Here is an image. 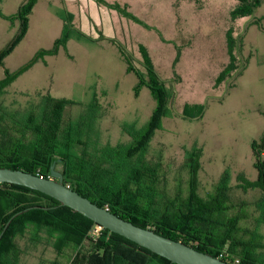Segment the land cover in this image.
<instances>
[{
	"label": "rangeland",
	"instance_id": "1",
	"mask_svg": "<svg viewBox=\"0 0 264 264\" xmlns=\"http://www.w3.org/2000/svg\"><path fill=\"white\" fill-rule=\"evenodd\" d=\"M24 1L1 0V11L13 16ZM107 1L128 4L129 11L142 20L139 25L110 12L116 40L142 74L141 79L127 73L125 61L111 47L71 41L67 51L74 61L62 51L46 64H36L4 91L0 116L10 124L14 118L22 121L26 113L42 110L49 96L71 103L61 120L63 132L80 135L89 153H101L107 145H129L147 128L157 108L147 85L136 91L140 81L149 82L138 48L143 44L170 92L166 112L149 139L144 159L158 171L161 193L169 198L178 192L188 195L187 153L197 149L201 152L200 197L215 194L227 174L231 211L235 209L232 213L239 214V207L245 209L240 237L248 239L258 233L264 244V224L258 223L263 193L259 189L245 192L238 182L240 175L250 181L259 176L253 144L264 138V1L253 15L235 20L231 13L239 0ZM60 11L58 0H43L35 8L26 35L5 59L9 72L21 69L39 51L53 48L62 34V22L56 17ZM20 29L19 21L0 18V51L16 41ZM229 31L236 42L239 69L216 85L229 63ZM4 78L0 69V80ZM55 171L62 168L55 166ZM19 244L21 264H69L72 256H85V250L58 254L46 241L34 246L20 239Z\"/></svg>",
	"mask_w": 264,
	"mask_h": 264
},
{
	"label": "trees",
	"instance_id": "2",
	"mask_svg": "<svg viewBox=\"0 0 264 264\" xmlns=\"http://www.w3.org/2000/svg\"><path fill=\"white\" fill-rule=\"evenodd\" d=\"M39 0H26L17 14L6 16L0 8V18L19 21L20 34L0 51V69L5 78L0 80V97L20 76L47 57L56 56L61 50L67 51L70 30L66 26L62 36L50 50H41L25 66L11 73L5 68V59L16 44L26 35L29 17ZM264 0H239L231 13L233 20L253 15ZM1 2V0H0ZM229 63L216 79L220 85L237 72L236 42L227 33ZM143 64L149 82L140 81L136 91L147 85L157 100V108L145 130L136 135L127 146L107 145L101 153H89L80 135L74 137L63 132L62 117L70 106L66 100L47 97L42 110H34L8 123L0 116V168L20 170L45 178L52 177V166L62 168L64 185L88 198L99 207L108 209L119 218L155 233L182 242L194 249L231 264H264V244L261 235L251 234L242 239L241 218L246 217L245 209L239 207V214H233L229 177L225 174L216 193L207 199L198 194V179L201 169V152L197 149L187 153L190 169L188 195L178 192L173 198L161 193L159 173L146 165L144 159L149 149V139L159 127L161 115L166 112L170 92L155 70L152 59L144 46H140ZM127 63V72L140 74L131 58L121 50ZM180 58L177 55L175 64ZM239 71L238 76L243 73ZM203 110V108H200ZM203 112L199 114L202 115ZM67 130V129H66ZM258 169L257 181H250L243 175L238 177L239 188L247 192L259 189L263 193L258 207L261 211L259 224H264V138L253 144ZM28 208L32 210L9 220ZM97 225L71 208L62 206L57 200L13 184H0V264H21L22 250L19 240H29L34 246L46 243L56 253L65 251L84 252L83 258L69 259V264H172L134 242L102 229L98 236H92ZM237 260L239 262H237Z\"/></svg>",
	"mask_w": 264,
	"mask_h": 264
},
{
	"label": "water",
	"instance_id": "3",
	"mask_svg": "<svg viewBox=\"0 0 264 264\" xmlns=\"http://www.w3.org/2000/svg\"><path fill=\"white\" fill-rule=\"evenodd\" d=\"M4 183L26 187L45 194L60 202L62 206L71 208L75 212L90 219L98 227L118 234L135 244L166 258L172 264H231L211 255L202 253L182 242L161 236L152 230L138 227L129 221L119 218L108 209L99 207L88 198L83 197L64 185L63 175L55 171V165L52 166L51 178H45L20 170L0 168V184ZM32 209L33 208H28L15 214L9 220L7 227L15 217ZM5 230L1 234L0 240L3 237Z\"/></svg>",
	"mask_w": 264,
	"mask_h": 264
},
{
	"label": "crops",
	"instance_id": "4",
	"mask_svg": "<svg viewBox=\"0 0 264 264\" xmlns=\"http://www.w3.org/2000/svg\"><path fill=\"white\" fill-rule=\"evenodd\" d=\"M42 1L43 0H39L35 8L38 7ZM25 2L26 1H24L23 4ZM58 3L59 6H61V11L57 13L56 17L62 22V33L66 26L71 32L67 49L71 41L87 44L89 46L101 47L103 49L111 47L118 57H121V59L125 61L121 54V50L126 54L127 52L116 40L114 22L112 21L110 12L116 13L122 19L142 25V20L129 11L128 4L122 5L119 2L111 3L107 0H58ZM145 28L148 29V27ZM140 46L145 47V45L140 44L138 47L139 50ZM62 51L65 50H61L60 53ZM65 52L67 59L74 61V56L69 54L68 51ZM58 55L52 57H57ZM52 57H47L45 62L39 63L46 64L49 58Z\"/></svg>",
	"mask_w": 264,
	"mask_h": 264
},
{
	"label": "built area",
	"instance_id": "5",
	"mask_svg": "<svg viewBox=\"0 0 264 264\" xmlns=\"http://www.w3.org/2000/svg\"><path fill=\"white\" fill-rule=\"evenodd\" d=\"M102 229L103 228H101V227H95L93 230H92V236H98L99 234H100V232L102 231ZM237 262H239L238 260H237Z\"/></svg>",
	"mask_w": 264,
	"mask_h": 264
}]
</instances>
